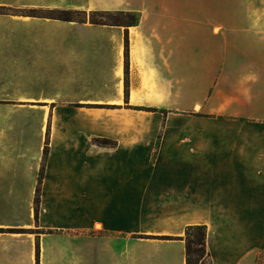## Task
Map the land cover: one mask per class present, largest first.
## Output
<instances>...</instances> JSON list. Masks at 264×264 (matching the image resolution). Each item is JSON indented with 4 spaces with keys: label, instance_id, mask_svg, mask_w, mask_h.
<instances>
[{
    "label": "crops",
    "instance_id": "1",
    "mask_svg": "<svg viewBox=\"0 0 264 264\" xmlns=\"http://www.w3.org/2000/svg\"><path fill=\"white\" fill-rule=\"evenodd\" d=\"M126 2L0 0V264H186L189 225L212 264L262 263L264 0L196 42L60 16Z\"/></svg>",
    "mask_w": 264,
    "mask_h": 264
},
{
    "label": "rangeland",
    "instance_id": "2",
    "mask_svg": "<svg viewBox=\"0 0 264 264\" xmlns=\"http://www.w3.org/2000/svg\"><path fill=\"white\" fill-rule=\"evenodd\" d=\"M73 0H67L71 2ZM77 1V0H76ZM83 1V0H81ZM128 8L115 10H97L102 12L92 13L94 10L73 9L67 6L70 16L75 20L90 21V19L103 20L108 23L129 24L134 20L140 21L143 16H176L179 18L178 27H193L195 42L203 36V32L209 29L211 32L222 31L228 33L232 31V20L243 15L248 8L236 7L237 0H221V7L217 8V0H126ZM107 11V12H104ZM135 14V15H133ZM61 15V13H60ZM219 16L225 21L222 25L217 23ZM208 17L210 22H208ZM231 21V23H230ZM188 22V23H183ZM192 22V23H190ZM215 28H218L216 30ZM183 33H185L183 31ZM200 52L199 44L195 43V52ZM104 106V105H102ZM110 107V105H107ZM198 109V108H197ZM204 264H210L207 256L202 257ZM201 261L198 264H201ZM259 264H264V261Z\"/></svg>",
    "mask_w": 264,
    "mask_h": 264
},
{
    "label": "trees",
    "instance_id": "3",
    "mask_svg": "<svg viewBox=\"0 0 264 264\" xmlns=\"http://www.w3.org/2000/svg\"><path fill=\"white\" fill-rule=\"evenodd\" d=\"M93 14L97 12H102V11H91ZM107 12V11H104ZM135 15V14H133ZM62 18L65 20H75L72 16H70V11L64 10L63 13L61 12L60 15ZM79 21H84V20H79ZM90 22L92 23H98V24H118V25H135L137 24L138 20H134L133 22L129 24H120V23H108L103 20H97V19H90ZM125 56H126V72L128 68V39L126 37V47H125ZM128 95V88L126 87V97ZM96 141L99 144H112L113 141L107 138L104 139H96ZM47 154V150H45V155ZM42 175L43 173H40L39 177V183L36 189V198L35 201L36 203L39 202L40 200V187H41V181H42ZM206 235H207V229L205 225H189L186 229L185 236L183 237L186 241V264H198L202 257L207 256L210 260V264H212L211 259H210V254L207 251L206 248ZM201 264H204L201 261Z\"/></svg>",
    "mask_w": 264,
    "mask_h": 264
}]
</instances>
